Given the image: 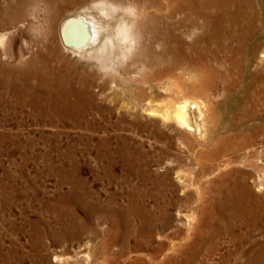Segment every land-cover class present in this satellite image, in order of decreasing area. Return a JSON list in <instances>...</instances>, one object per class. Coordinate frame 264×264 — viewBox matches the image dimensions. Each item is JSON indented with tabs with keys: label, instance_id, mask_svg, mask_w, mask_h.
<instances>
[{
	"label": "rangeland",
	"instance_id": "1",
	"mask_svg": "<svg viewBox=\"0 0 264 264\" xmlns=\"http://www.w3.org/2000/svg\"><path fill=\"white\" fill-rule=\"evenodd\" d=\"M215 1L170 0L172 12L183 10L186 13L184 24L187 28H171L173 39H164L168 45L166 55L158 44L153 49L154 55L161 54L160 57L165 56L178 65L186 59L196 61L204 55L208 58L218 56L223 61L224 56H230L228 50L236 52L239 48L233 36L241 32L237 36L248 37L244 42L249 49V59L254 63L257 61V67L249 72L247 81L252 84V75H264V61L258 59L259 54L264 53V9L249 10L248 18L238 24L231 18L229 13L234 11L229 8L226 20L220 24L221 13ZM140 2L126 0L124 6L138 7ZM183 2H189V7H183ZM154 3L157 8L165 5L161 0H154ZM78 10V7L63 10L61 19ZM33 11L29 10V15ZM204 11L210 14L212 22L202 20L198 27H190L191 14ZM29 19L35 27L27 33L37 49L42 29L37 20L30 16ZM58 24L53 34L55 46L61 48ZM1 26H10L4 16H0V29ZM161 32L159 26L158 43ZM33 52L32 58L38 53L37 50ZM70 59L65 62L39 55L38 63L22 65L26 71L22 68L2 70L0 66V264H114V261L148 264L138 261L139 256L149 254L145 247L137 248L139 253L133 252L130 260L127 257L129 248L141 247L138 240L145 242L150 236L136 232L137 226H119V220L138 222V207L142 204L150 208L157 199V204L164 207L171 201L174 208L167 210L171 215L169 224L164 230L157 229L152 238L157 245L162 236L176 233L175 242H178L189 229L188 220L179 210L189 215L191 205L184 203L180 207L177 203L183 198V190L176 173L182 170L191 178L197 155L201 163L205 162L203 165L206 161H212L214 165L223 163L228 158L224 151L227 144L208 146V140L194 139L173 124L167 126L162 120L146 114H133L122 103L130 99L132 92L137 93L138 83L126 85L110 75L88 77L92 75L91 71L84 70L83 63L76 58ZM220 70L225 73V69ZM151 75V70H146L138 80L143 81ZM237 75L232 80L236 87L222 95V85L209 73L196 81L187 77V87L182 84L185 77L180 79L175 74L170 77L171 84L175 88L179 84L183 94L174 89L169 100L175 102L182 96L191 98L205 108L210 119L218 116L227 120L246 97V80L242 82ZM200 84H217L220 90L202 92ZM157 98L164 99L166 95L159 94ZM220 133L224 136V129H220ZM255 148L264 155V142H258ZM244 153L232 156L240 158L245 156ZM263 169L256 160L254 167L231 166L200 180L205 199L196 222H193L194 242L183 248L180 258L170 264H181L185 255L196 250L205 255L204 264H252L248 261L249 256L264 251V186L261 189L257 184L258 174L264 176ZM239 171L248 174L245 194L237 191L234 196L241 199L242 206L249 207L251 222L238 215L231 216L235 211L233 202L224 197L228 196L226 192L230 187L234 186L236 190L241 181ZM246 189L251 193L248 194ZM220 205H224L230 217L220 215V209H223ZM108 207L113 208L115 214L122 208L127 211L117 222L114 214L106 213ZM104 214L112 218L104 219ZM113 240L118 245L110 248ZM89 244L94 245L92 252Z\"/></svg>",
	"mask_w": 264,
	"mask_h": 264
},
{
	"label": "bare ground",
	"instance_id": "2",
	"mask_svg": "<svg viewBox=\"0 0 264 264\" xmlns=\"http://www.w3.org/2000/svg\"><path fill=\"white\" fill-rule=\"evenodd\" d=\"M125 1L126 0H0V16H4V18L10 22V26H1L3 28L0 29V66L2 70L11 69L13 71L22 68L26 71L27 69L22 65L25 62L33 65L38 63L37 60L39 55L41 58L50 60L58 59L65 62L71 61V57L76 58L83 63L84 70H87V72L91 71L92 75L88 77L94 76L98 78L99 75H110L121 80L126 85L131 86L132 82L138 83L139 87L137 93L132 92L130 99L122 103V105L131 110L133 114H146L149 117L162 120L167 126L168 124H173L177 130L183 131V133L194 139L208 140V144H210L208 146L213 145L214 147L217 143L227 144L224 151L228 158L223 163L219 162L220 164L215 163L217 165H214L211 163L212 161H206V164L203 165L205 162L201 163L197 155V157L194 158V176L192 175V177L189 178L186 172L182 170L176 173V177L183 190V198L178 199L177 203L180 204V207H182L184 203L191 205L188 210L189 215L183 214V212L179 210L180 214L185 217V220H188L189 229L182 238H179L178 242H175L176 238L174 236L176 233L162 236L157 245L154 244L152 238L157 229L161 228L164 230L169 224L171 215L167 210L173 207L171 201L166 203L164 207H160V205L157 204V199H154L155 205L150 208L142 204L138 207V222L128 219L121 222V220L118 219L120 215L124 216L127 211L126 208L120 209L122 211L119 213L116 212V214L111 207L105 210L107 211L106 213H110L111 216H113V214L115 215L117 222L118 220L120 221L118 224L119 226H130L132 228L137 226L136 232L150 236V239L145 242L142 241L143 239L138 240L141 242V247H137L136 245L129 248L128 260L132 258L133 252L139 253L136 251L137 248L144 249L145 247L147 251H149V254H143L140 250V253L143 255L138 257L139 262L147 261L148 264H170L180 258L183 248L190 247L191 242H194V238H192V227L195 225L193 222L197 218L200 206L205 199L204 188L200 180L207 179L211 175L215 176L221 173L222 169L231 166H241L243 168L254 167L256 160L260 163L261 168H264V155L256 151L258 149L255 148L258 142H264V75H252V84L247 83L250 77L249 72H252V70L257 67V61L255 64L252 59H249V49L245 47L246 42H244V39L248 40V37L243 36L244 39H242V37L237 36L241 32L233 36V39L239 44V48L236 49V52L234 50H228L227 53L230 54V56H224L225 59H223V61L219 59L218 56L208 58L203 54L204 56H200L196 61L185 58V63L178 65L172 62L173 60L164 58L165 56L160 57L159 55L161 54L154 55L155 52L153 49L156 44H158V47H161V49L164 48L163 55H166L168 45L164 43V39L166 41H171L173 39V36L170 34L171 28L175 27L176 30L187 28L184 24L186 13H184L183 10L172 12L169 3L170 0H161L165 5L158 8L154 0H141L138 7L124 6ZM215 2L220 11L217 10L221 13L218 19L220 24L226 20L228 15L226 10L229 8L234 11L229 14L236 23L247 19L248 11L250 10L253 12L255 7L264 9V0H216ZM188 3L189 2H183V7L188 8ZM71 7H78V12L61 19L63 10ZM31 9H34V11L29 15V10ZM29 16L37 20L39 22V27L42 29V35L36 45L37 49L27 33L28 30L35 27L32 20L29 19ZM191 17L190 27L192 28L198 27L202 20L207 23L212 22L210 14L205 11L200 14L192 13ZM252 21L255 20L252 19ZM57 23H59L58 28H56L59 33L57 35L60 36L59 42L61 48L55 46L56 42L53 34V29ZM159 26L162 28L163 32L161 33L163 34L160 37L161 42L158 43L157 28ZM189 28L186 29V31L189 30ZM35 50H37L38 53L32 58L31 53ZM236 53H239L238 55L240 58H236L238 55L235 57ZM262 55H264V53L259 54V62L264 61V56ZM224 60L226 62H224ZM160 65L164 67L159 68ZM209 68L210 71H208ZM220 69H225V73H222ZM146 70H151L152 75L149 78H145L143 81H139L138 77L142 76ZM207 72L209 75H213V78H217L216 80L222 85V95L236 87L232 80L237 74L242 82L246 80L245 100L243 99L244 101L239 105V109L236 110L230 118L228 117L227 120L221 119L218 116L210 119L204 110L205 108H203L199 102L191 98L182 96L177 98L176 101L174 100L175 102L169 100L170 96L173 97L172 92L174 89H176L178 93L183 92L179 84H176V88L174 84H171V76L178 74L180 79L185 77L182 84L183 87H187L189 78L196 81L199 80L202 75H208ZM200 88L202 92H207L210 89L216 90L217 92L220 90L217 84H213V86L200 84ZM159 94H165L166 98H157ZM220 129H224V136L220 133ZM242 151L245 152V156H239L240 158L232 156ZM257 168L260 169L259 166ZM246 172H240L241 181L239 183L237 182L236 190L234 186V188L230 187L227 192L225 191L228 196L224 197L229 198V200L233 202L232 204L235 211L231 216L238 215L240 218H246L250 221L251 217L248 216L250 213L247 210L249 207L246 208L242 206L241 199H236L234 196L237 191L239 194H245V179H247L246 177L248 175ZM257 184L261 189L264 186V176L261 175V173L258 174ZM248 189H246V191L250 194L251 192H249ZM131 199V197L128 198V200L133 203ZM142 200L144 201L145 199ZM221 207L223 209H220V215H223L224 218L230 217V214H228L229 211H226L224 205L219 206V208ZM159 210H163V212L161 213ZM160 213L161 215H159ZM103 218L112 217L104 214ZM165 242H168V244ZM136 244H138V242H136ZM113 245H118H116L115 240L110 243V248L113 247ZM88 248L92 252L94 245L89 244ZM202 254L203 253L199 250L191 251L184 256L181 264H204L206 258L205 255L203 256ZM120 255L122 257L121 251ZM263 257L264 251H259L258 254L249 256L251 259H247L252 262V264H260L264 261ZM114 264L120 263L114 261Z\"/></svg>",
	"mask_w": 264,
	"mask_h": 264
}]
</instances>
